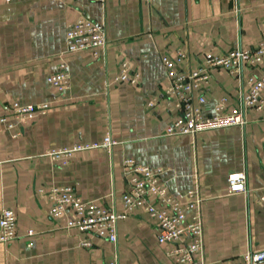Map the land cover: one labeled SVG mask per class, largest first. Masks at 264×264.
<instances>
[{
  "label": "crops",
  "instance_id": "obj_1",
  "mask_svg": "<svg viewBox=\"0 0 264 264\" xmlns=\"http://www.w3.org/2000/svg\"><path fill=\"white\" fill-rule=\"evenodd\" d=\"M80 17L104 28L98 58L87 50L63 52L65 30ZM262 27L264 0H0V116L11 120L6 107L14 101L49 104L46 114L13 130L0 122V208L15 213L17 229L13 240L0 243V264H174L165 254L170 246L156 241L155 220L141 209L117 221L114 243L66 229L47 214L46 192L67 185L83 200L119 212L129 176L124 159L161 168L171 194L198 187L205 264L236 263L245 251L264 249V110L248 112L243 127L164 136L178 112L165 95L161 63L180 51L187 58L179 70L195 69L204 53L255 46ZM60 62L70 74L63 93L46 83ZM123 62L139 72L135 84L114 81ZM263 71L264 64L243 67L239 79L210 70L200 92L203 113L215 114L220 98L230 112L245 79ZM107 133L116 142L110 152L85 149L65 166L44 155L100 144ZM237 172L246 176L244 194L228 193L227 176ZM85 238L86 249L79 244Z\"/></svg>",
  "mask_w": 264,
  "mask_h": 264
},
{
  "label": "built area",
  "instance_id": "obj_2",
  "mask_svg": "<svg viewBox=\"0 0 264 264\" xmlns=\"http://www.w3.org/2000/svg\"><path fill=\"white\" fill-rule=\"evenodd\" d=\"M103 3L104 0H91ZM257 44L250 48L235 46L233 49L217 54L204 53L203 60L195 69L179 70L178 66L187 58L184 52L176 51L174 56L168 54L161 57V63L168 82L165 95L172 102L178 115L167 124L163 135H185L202 132V130L219 129L221 127L240 126L246 123L245 115L252 111L264 110V71L259 75H251L245 79V88L240 92L235 107L230 112H223L224 98H220L215 107V114L205 115L202 111L204 97L201 90L210 79V70L223 68L231 77L241 78L242 68L264 64V28L259 31ZM65 53H76L87 50L92 57L98 58L99 50L106 45L104 28L88 18L80 17L68 26L64 33ZM139 72L130 71L126 62L121 63L114 81L135 84ZM48 83L55 91L65 92L70 86V74L65 62H60L53 73L47 75ZM198 93L195 100L193 94ZM151 103L147 106L150 107ZM49 104H21L11 102L7 114L0 116V122L8 130L15 129L35 115L48 112ZM17 134V133H15ZM100 144H74L66 148H51L44 153L50 160L58 161L62 166L70 162L76 152L89 148L103 147L110 152L116 143L110 134L103 136ZM123 165L129 175L126 189L120 197V211L105 209L92 200H83L71 186H52L46 192L49 217L63 220L64 227L75 228L80 232H89L99 238L116 241L119 219L130 211L141 209L157 225L156 241L169 245L165 254L173 258L174 264H205L203 253V228L201 224V196L198 187L186 189L174 195L167 191L161 180L162 169L135 165L131 159H124ZM227 189L230 194L246 193V176L237 172L227 176ZM15 213L9 208H0V243H6L16 237ZM31 230L26 236H31ZM83 248L91 247L88 238L79 241ZM239 262L232 264H264V249L247 250L240 256ZM104 264H117L116 260Z\"/></svg>",
  "mask_w": 264,
  "mask_h": 264
}]
</instances>
